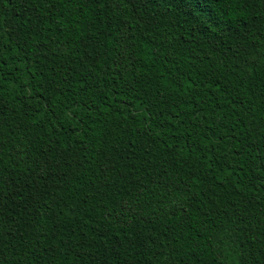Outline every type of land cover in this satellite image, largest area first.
Masks as SVG:
<instances>
[{
  "label": "trees",
  "instance_id": "trees-1",
  "mask_svg": "<svg viewBox=\"0 0 264 264\" xmlns=\"http://www.w3.org/2000/svg\"><path fill=\"white\" fill-rule=\"evenodd\" d=\"M0 264H264V0H0Z\"/></svg>",
  "mask_w": 264,
  "mask_h": 264
}]
</instances>
